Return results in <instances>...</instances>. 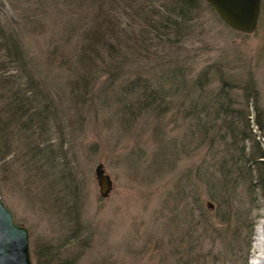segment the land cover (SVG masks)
<instances>
[{
    "label": "rangeland",
    "instance_id": "374dc122",
    "mask_svg": "<svg viewBox=\"0 0 264 264\" xmlns=\"http://www.w3.org/2000/svg\"><path fill=\"white\" fill-rule=\"evenodd\" d=\"M39 2L0 0V13L23 26L21 17L14 16L13 7L21 15L39 8ZM90 4L88 0H47L41 25L32 34L27 32L24 39V49L37 66L36 71L49 50L64 45L76 51V29H67L79 17L82 20L89 15ZM261 5L257 29L250 36L227 28L204 7L201 26L175 49L166 45L129 50L124 46L122 52L129 57L118 74L108 77L105 72L92 70L83 79L73 74L60 75L78 86L72 94L56 73L45 75V80L53 81L47 90L52 91L57 115L44 138L64 154L59 163H66L63 173L70 169L77 175L83 197L81 228L94 232V246L83 258L84 264H187L185 260L189 264H250L252 255L258 256L254 243L256 227L261 224L264 230L262 201L258 210L249 215L250 233L240 228L236 235L239 239L234 240L237 222L229 219L227 223V216L232 215L224 210L221 193H213L207 178L219 177V165L228 157V149L235 151L230 148V135L222 123L225 120L218 112L219 105L228 104L230 110L240 111L243 117L248 114L250 134L264 153V0ZM3 15L1 24L6 20ZM35 22L32 20V25ZM103 57L106 62L107 56ZM177 58L186 59L188 90H174L172 94L170 86L175 88V82L158 79L157 85L158 81L151 77L168 67L165 61ZM103 62L96 59L94 68L105 65ZM135 75L140 84H149L143 88L135 83L137 91L126 93L121 87H130ZM203 76L201 88H194L192 83ZM221 81H225L224 85ZM157 86L162 89L158 95L161 98L152 99L156 109L137 114L135 110L132 116L129 107L134 109L135 101L146 99ZM122 94L125 97L120 100L118 96ZM195 108L205 109L200 119L191 114ZM231 125L238 126L235 133L241 130L236 118ZM198 127L205 132H199ZM236 135L237 139L241 134ZM237 142L239 149L251 147L250 141L240 137ZM13 156H4L7 180L1 186L0 197L14 221L29 231L33 263V247L40 240L52 238L56 228L41 200L34 197L38 190L34 178L26 181L29 173L21 167V161L26 159L22 153L21 159ZM227 165L232 163L227 161ZM98 166L111 180L107 198L99 195L95 174ZM213 194H218L216 199ZM240 202L238 198L232 206H241ZM262 252L264 259V242Z\"/></svg>",
    "mask_w": 264,
    "mask_h": 264
},
{
    "label": "trees",
    "instance_id": "16d2710c",
    "mask_svg": "<svg viewBox=\"0 0 264 264\" xmlns=\"http://www.w3.org/2000/svg\"><path fill=\"white\" fill-rule=\"evenodd\" d=\"M88 1L92 6L89 15L82 20L79 17L67 29L68 32L76 29L73 33L79 39L76 51L72 52L64 45L49 50L45 62L39 64L38 71L24 49V39L27 32L32 34L40 23V19L44 18L47 0H40L39 8L29 9L27 13L21 15L20 10L16 6L13 7L14 16L21 17L23 26L0 13L6 18L4 24L0 23V102L2 104L0 105V160L2 161H0V190L7 180L5 175L7 169L3 164L4 156L14 155L13 157L16 158L19 155L20 158L17 157V159H21L22 153V157L26 160L21 161V167L30 175V177L27 176L26 181L34 178L33 182L38 188L34 197L41 200L56 228L52 238L40 240L33 247L31 252L34 264H84L83 258L90 251L94 237L93 230L81 228L83 197L81 196L82 185L77 175L70 169L63 173L66 163L65 166L59 163L63 162L64 154L59 148L53 149L50 139L44 138L52 123L56 121L57 115L52 101V91L47 90V86H51L53 81L45 80V75L56 73L57 77H61L60 75L73 74L83 79L86 73L99 70L98 72H105L108 77H111L112 73L118 74L123 69L122 65L129 57L122 52L124 46L129 47V50L133 47L145 50L166 45L175 49L191 32L201 26L205 8L213 12L204 0ZM29 6L31 8L32 5L29 4ZM32 20H36L35 25H32ZM26 29L27 31H24ZM104 55L108 59L106 62H103ZM96 59L106 64L94 68ZM185 62L186 59L179 61L178 58L175 61L167 60L165 64L168 67L159 73L155 72L151 78H155L156 81L159 79L169 83L175 82V88L170 86L172 94L175 91L185 92L188 90L186 82L188 67ZM135 76L136 79L130 87L125 89L121 87L126 90V93L137 91L135 83H139V87L147 88L149 82L140 84L139 76ZM203 79L204 76L194 81L193 87L200 89ZM62 80L69 93L74 92L73 88H78L71 83L72 79L62 78ZM159 81L156 82L157 85H160ZM221 82L224 85L225 81ZM118 83L117 86H121ZM161 89L162 86H157V89L146 95V99L135 101L136 106L134 109L129 107V113L133 116L135 110L137 114L149 108L156 109L152 99L161 98L158 96ZM160 94L163 96L162 93ZM118 97L121 100L125 95ZM165 110L166 107L161 112ZM203 110L205 109L195 108L191 114L195 119H200V113ZM218 112L224 117L225 121L222 123L226 125V132L230 135L229 145L235 151L229 152L230 149L227 148L229 159L223 156L225 158L219 165V177H214L213 180L210 177L207 179L213 193L216 191L221 193L220 199L223 200L222 205H225L224 210L232 215L230 218L227 216V223L229 219L237 222V227L233 231L234 240H237L239 239V236L236 238L238 229L241 228L250 233L249 215L252 211L258 210L259 200L262 201L264 208V153L259 142L255 141L250 134L247 124L248 114L243 117L240 111L234 113L228 104L219 105ZM205 113L207 115V112ZM228 117L232 118L230 122L226 120ZM235 118L237 123L241 124V130L237 133L235 131L238 130V126L231 125ZM198 129L201 133L205 132L202 127ZM236 134L244 137L241 138L240 135L236 139ZM239 137L242 141L251 142L248 150L247 147L239 149L237 146ZM227 161L232 163V166L227 165ZM204 177H206L205 174L202 178ZM217 195L213 194L212 198L216 199ZM238 198L242 200V203L240 202L242 205L233 207L232 204ZM225 214L223 217H226ZM186 262L191 263L185 260L184 263ZM98 264L107 263L102 261Z\"/></svg>",
    "mask_w": 264,
    "mask_h": 264
},
{
    "label": "water",
    "instance_id": "95a60500",
    "mask_svg": "<svg viewBox=\"0 0 264 264\" xmlns=\"http://www.w3.org/2000/svg\"><path fill=\"white\" fill-rule=\"evenodd\" d=\"M216 17L232 31L250 36L260 19L262 0H204ZM99 195L109 196L112 184L101 167L95 170ZM29 231L14 221L0 197V264H33L29 252Z\"/></svg>",
    "mask_w": 264,
    "mask_h": 264
},
{
    "label": "bare ground",
    "instance_id": "6f19581e",
    "mask_svg": "<svg viewBox=\"0 0 264 264\" xmlns=\"http://www.w3.org/2000/svg\"><path fill=\"white\" fill-rule=\"evenodd\" d=\"M256 236H255V243H254V251L258 256H253L251 257L249 263L250 264H264V259L261 258L262 255V245H263V233L264 230H262V225L260 224L258 227H256ZM257 259V261L255 260Z\"/></svg>",
    "mask_w": 264,
    "mask_h": 264
}]
</instances>
